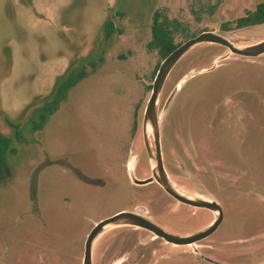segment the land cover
Masks as SVG:
<instances>
[{"label":"rangeland","instance_id":"374dc122","mask_svg":"<svg viewBox=\"0 0 264 264\" xmlns=\"http://www.w3.org/2000/svg\"><path fill=\"white\" fill-rule=\"evenodd\" d=\"M259 3L264 0H0V264H82L93 223L125 207H141L157 220L166 213L199 215L203 225L212 220L154 183L131 182L152 177L142 126L162 62L147 49L152 15L159 11L179 24L175 43L211 31L245 47L264 40V24L223 25ZM157 114L171 184L222 208V222L201 243L261 235L264 54L242 60L219 44L195 45L166 78ZM148 142L153 146L151 134ZM120 229L126 228L114 230ZM149 237L141 234L146 244L138 250L151 249ZM223 248L214 262L264 264L263 242L255 250ZM178 251L158 264H214L202 250Z\"/></svg>","mask_w":264,"mask_h":264},{"label":"water","instance_id":"95a60500","mask_svg":"<svg viewBox=\"0 0 264 264\" xmlns=\"http://www.w3.org/2000/svg\"><path fill=\"white\" fill-rule=\"evenodd\" d=\"M201 43H214L219 44L228 48L229 52L234 55H238L243 58H251L258 57L264 54V40L255 43L253 45L245 46V47H236L231 44L228 40L224 39L220 35L211 32L204 31L199 33L198 35L187 39L185 42L177 46L171 53H169L165 58L162 59V62L158 66L156 74L154 76L151 92L149 99L146 103L144 114H143V134H144V142L146 148L148 150V154L153 163V175L152 177L145 180H137L133 179L134 183L139 185H144L150 183L152 181L157 182L170 196L175 198L176 200L189 204L191 206L206 208L211 210L216 214L217 220L214 222L213 226L208 228L205 231L199 232L189 237H181L177 235H173L167 232L162 231L161 229L155 227L151 222L146 219L139 218L137 221H134L133 224L142 228H145L151 232H153L156 236L162 237L165 241L184 245V244H192L198 240L206 238L210 235L221 223L222 221V208L215 201L209 202L207 200H197L192 201L187 199L183 194L178 192L174 186L171 184L166 171L163 167L162 155L160 152V142H159V118L157 114V102L162 91L164 82L171 72L172 68L175 64L180 60V58L188 52L192 47ZM177 87L173 89L169 97L167 98L165 105L162 109V113H165L168 109L170 103L172 102L176 92ZM152 136V140L155 146V154L151 155L148 135ZM131 216L129 212H118L110 217H107L101 221H99L94 228L89 232L86 237L84 243V253H83V263L82 264H91L90 263V251L92 247V243L97 237V235L105 228L127 224L125 222Z\"/></svg>","mask_w":264,"mask_h":264},{"label":"flooded vegetation","instance_id":"af4514ba","mask_svg":"<svg viewBox=\"0 0 264 264\" xmlns=\"http://www.w3.org/2000/svg\"><path fill=\"white\" fill-rule=\"evenodd\" d=\"M227 50H228V48H227ZM232 55H234V54H232ZM234 57H236L238 59H242V60H250V59H256L259 56L258 57H251V58H243V57H240L238 55H234ZM144 145H145V142H144ZM149 147H150L151 155L154 156V154H155L154 143H153V146H151L149 143ZM145 150H146L148 157L150 158V156L148 154V150L146 148V145H145ZM153 170H154V167H153V165H151V175H153ZM131 182L133 183V185H135L137 187H143V186H147V185L154 183L158 187L159 191H162L163 194H165L169 198L175 200L177 203H179L185 207H189V208L196 209V210L197 209L206 210L210 214L213 215V218L206 225H203L205 218H203V217L200 218L199 215H197L193 220H191V219L188 220V219L183 218V217L177 218L176 216L172 215L171 213H166V214H164L162 220H157V219H154V218L147 216V212H144L141 207H132V208H128V207L126 208L125 207L124 209H122L118 212H129V213H131V216L128 219H126V221H125L128 223L105 228L106 231H105V229H103L97 235V237L95 238V240L92 243V247H91V251H90V263L91 264H154L159 259H163V256H158V257H155V256L157 253H159L161 251L162 248L164 249L166 246H169V247L188 246V247H191V249L195 252H197L198 250H202L204 247H207L209 250L208 251L209 253L207 256H204V257L207 259H210L209 255L212 254L211 250L215 248V245H212V244L206 245V244H202L201 242H203L204 240H211L212 234L216 231V229L218 227L210 235H208L204 239L198 240L192 244L178 245V244H173V243L165 241L162 237L156 236L153 232H151L145 228L134 225L133 222L137 221L139 218H143V219L148 220L155 227L161 229L164 232H167V233H170L173 235H177V236H181V237H189V236H192V235L197 234L199 232L205 231L208 228H210L211 226H213L214 222L217 220L216 214L214 212H212L211 210L206 209V208H199V207L191 206L189 204L182 203V202L176 200L175 198L170 196L155 181H152V182L144 184V185L136 184V183H134V181L132 179H131ZM185 197L189 200H192V201L199 200L197 198H191L188 196H185ZM200 200H202V199H200ZM207 201L213 202L210 200H207ZM118 212H115L112 215H114ZM112 215H110V216H112ZM110 216H108V217H110ZM222 217H223V212H222ZM103 219H105V218H103ZM103 219H100V220L94 222L90 231L94 228V226L99 221H101ZM195 227H199V228L189 232L190 229H194ZM117 228H126V229L114 230ZM107 232H109V233H107ZM105 233H107V234L104 235ZM141 234L150 235V237H149L150 242H148V243H151L152 247L147 252L146 251L141 252V250H138L139 245L146 244L145 242H142V240L140 239ZM102 235H104V236L102 237ZM100 237H102V238L100 239ZM97 240H99V242H98L96 250H94V243ZM155 246L156 247L160 246V248H156ZM153 257H155L157 259L153 260ZM82 263H83V260H82Z\"/></svg>","mask_w":264,"mask_h":264},{"label":"trees","instance_id":"16d2710c","mask_svg":"<svg viewBox=\"0 0 264 264\" xmlns=\"http://www.w3.org/2000/svg\"><path fill=\"white\" fill-rule=\"evenodd\" d=\"M264 24V3L256 5L253 11H247L246 14L223 25V27L245 28L249 26ZM177 22H169L159 11H154L151 23V39L147 43V49L156 50L160 58H165L180 43L174 42V36L179 32Z\"/></svg>","mask_w":264,"mask_h":264},{"label":"crops","instance_id":"0c3cea01","mask_svg":"<svg viewBox=\"0 0 264 264\" xmlns=\"http://www.w3.org/2000/svg\"><path fill=\"white\" fill-rule=\"evenodd\" d=\"M216 203H218L219 205H220V203L219 202H217V201H215ZM222 219H223V217H222ZM222 222V221H221ZM262 239V240H260V243L261 242H263V244H264V232H262V234L261 235H256V234H253V235H250V237H248V239H245V240H238V241H236V240H226V241H216V240H212V241H214L215 242V244H212V245H215V248L214 249H212L211 250V255H209V258L210 259H207V258H204V259H206V260H208V261H210V262H212V263H214V264H229V263H226V262H224V261H222V262H218L217 260H216V262H214L215 260V258H221V256H222V254H223V247H225V246H229V248H231L232 247V249H230L231 250V252L233 251L234 253L235 252H237L236 251V247H239V246H241L242 244H249L250 245V250H255V249H257L256 247H259V244L260 243H258V239ZM257 244V245H256ZM207 245V244H206ZM231 246V247H230ZM171 250H181V251H178V252H176V256H178L179 254H180V252L183 254L185 251H187V252H192V249L191 248H189L188 246H183V247H167V248H165L164 250H163V255H160V256H163V259H159L158 261H156L154 264H158V263H160L161 261H163V260H167V259H169L171 256H172V254L170 253L171 252ZM202 251H204V252H206L207 253V255H208V248L207 247H204L203 249H202ZM196 253V252H195Z\"/></svg>","mask_w":264,"mask_h":264}]
</instances>
